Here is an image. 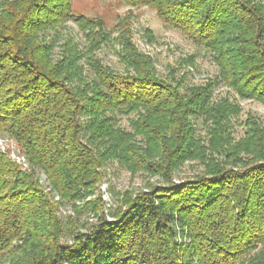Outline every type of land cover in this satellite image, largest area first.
Wrapping results in <instances>:
<instances>
[{
  "label": "trees",
  "instance_id": "obj_1",
  "mask_svg": "<svg viewBox=\"0 0 264 264\" xmlns=\"http://www.w3.org/2000/svg\"><path fill=\"white\" fill-rule=\"evenodd\" d=\"M70 1L0 0V132L32 166L22 170L0 152V257L8 264H264V153L226 143L222 126L232 105L212 100L222 83L264 102L260 2L122 0L153 6L167 25L210 51L217 76L182 90L128 42L123 73L95 66L90 79L76 54L54 61V44L39 33L73 19ZM125 115H133L129 129L119 125ZM200 118L212 127L207 147L195 134ZM186 161L198 162L201 173L173 184ZM110 162L164 185L124 192L111 219L99 199L86 202L95 226L72 233L67 221L72 243H62L53 197L86 198Z\"/></svg>",
  "mask_w": 264,
  "mask_h": 264
},
{
  "label": "rangeland",
  "instance_id": "obj_2",
  "mask_svg": "<svg viewBox=\"0 0 264 264\" xmlns=\"http://www.w3.org/2000/svg\"><path fill=\"white\" fill-rule=\"evenodd\" d=\"M258 1L264 14V0ZM70 12L73 19L39 35L54 44L51 51L54 61L76 54V64L82 75L90 79L93 78L92 71L95 66L117 74L123 73L126 70L123 58L126 56L127 42L138 54L150 60L151 68L157 76L167 79L172 77L180 82L182 90L185 87L202 85L218 74L210 51L206 47L196 46L185 34L167 25L153 6H131L122 0H71ZM77 18L81 20L76 21ZM212 100L217 103L226 100L232 105L231 114L222 126V138L226 143L240 145L241 148L248 146L251 152L256 149L264 153V102L239 96L222 83L214 88ZM132 117L133 115L120 117L119 125L129 129L128 121ZM193 123L196 136L203 138V145L207 147L209 138L206 133L212 129L210 122L205 123L200 118ZM0 135L8 137L1 132ZM255 139L261 147L256 146ZM239 156L242 157V153ZM246 158L252 160L253 157L247 155ZM31 167L28 163V170ZM201 171L202 166L198 162L186 161L173 173L172 183L181 184ZM104 172L102 182L86 198L62 202L58 196L53 197L52 202L57 204L56 216L64 230L60 239L62 243H72L68 226L72 227V233H83L95 226V213L90 209H83L86 202L99 199L104 214L107 219H111L110 214L119 208L124 192L135 194L145 191L149 185H164L157 176L143 172L131 174L115 162L107 163ZM34 173L48 191L46 186L49 183L45 174L39 169H35ZM67 221L70 223L68 226ZM16 244L15 241L11 246L15 247ZM0 262L8 264L9 257L3 255Z\"/></svg>",
  "mask_w": 264,
  "mask_h": 264
},
{
  "label": "built area",
  "instance_id": "obj_3",
  "mask_svg": "<svg viewBox=\"0 0 264 264\" xmlns=\"http://www.w3.org/2000/svg\"><path fill=\"white\" fill-rule=\"evenodd\" d=\"M0 152L5 154L11 161L20 166L22 170H28L27 159L12 139L0 135Z\"/></svg>",
  "mask_w": 264,
  "mask_h": 264
}]
</instances>
